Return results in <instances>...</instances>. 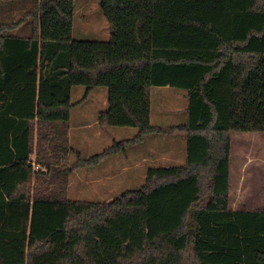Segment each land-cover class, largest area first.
<instances>
[{
  "label": "trees",
  "instance_id": "trees-1",
  "mask_svg": "<svg viewBox=\"0 0 264 264\" xmlns=\"http://www.w3.org/2000/svg\"><path fill=\"white\" fill-rule=\"evenodd\" d=\"M99 7L106 39L74 36L75 0H0V264H264V208L228 205L230 132L264 131V0ZM72 85H104L98 123L136 128L79 163L153 131L155 85L185 90L186 119L170 129L185 134L184 162L149 166L111 200L68 198V167L52 163L69 150Z\"/></svg>",
  "mask_w": 264,
  "mask_h": 264
},
{
  "label": "rangeland",
  "instance_id": "rangeland-1",
  "mask_svg": "<svg viewBox=\"0 0 264 264\" xmlns=\"http://www.w3.org/2000/svg\"><path fill=\"white\" fill-rule=\"evenodd\" d=\"M204 1V0H197ZM76 9L73 17V34L81 38H96L106 39L108 37V23L106 17L99 7V0H75ZM213 19L216 22L218 29L221 32H226L228 29L227 16L216 9L212 12ZM76 86V85H75ZM77 89H81L80 95H71L73 103V112L80 111L81 118L91 120L95 115L97 116L99 109H106L107 107V92L104 85H98L94 88L86 90L84 85H77ZM75 87V88H76ZM159 89L158 92H155ZM151 98V121L156 127V130L163 129L166 124L171 129V126L183 123L186 119V105L187 99L185 90L173 86H152ZM73 123V122H72ZM99 126V124L97 123ZM101 134L93 136L95 127L89 128L91 132L77 140L74 138L70 145V158L76 161L77 152H81L84 156L92 153L102 151L104 147L111 145L114 141L131 137L135 134L136 128L129 126H99ZM160 130V131H161ZM179 138V144L182 150V157L178 162L182 163L184 158V137L183 133L174 132ZM231 145H230V161L231 166V186L230 201L231 207H248V208H264V131H231ZM88 138V139H87ZM164 142V141H163ZM179 145H171L170 148L178 149ZM144 147V143H135L128 145L123 151H117L116 155L111 158L119 159L130 167V175H127L129 182L124 186H80L69 183L67 186L66 196L73 200H111L127 190L139 188L145 180V172L147 171V164L143 165L142 175L138 183H134L140 175L141 167H133L135 160L134 151L136 148ZM164 145L162 146V149ZM179 150V149H178ZM110 159V156L105 158ZM170 164V163H167ZM85 166H81L78 170H85ZM244 177L243 182L240 183L241 177ZM75 180L74 174L69 176V180ZM81 179V177L79 176ZM238 181L239 186H236ZM77 183V182H76ZM237 184V185H238ZM243 186H240V185ZM189 234L193 232V227L189 223L185 229Z\"/></svg>",
  "mask_w": 264,
  "mask_h": 264
},
{
  "label": "crops",
  "instance_id": "crops-1",
  "mask_svg": "<svg viewBox=\"0 0 264 264\" xmlns=\"http://www.w3.org/2000/svg\"><path fill=\"white\" fill-rule=\"evenodd\" d=\"M74 24V23H73ZM77 86V85H76ZM75 85H72L70 87V102L71 101V95L74 94L80 95L81 94V89H77L79 87H76ZM157 86H166V85H157ZM76 87V88H75ZM96 87V86H95ZM94 88V87H92ZM159 89H156L155 92H158ZM152 87L150 90V113H149V118L152 126L154 127L151 117H152V111H151V98H152ZM73 103L69 109V117L67 121V144L69 147V150L66 153H63L60 157H64L65 159H61L58 161V163H52V166H62L65 165L68 167V171L65 175V186H66V192H67V186H69V183L72 184L73 186H80L81 184L86 185V186H125L126 182H129V178H127V175H130L132 172H130V167H127L126 163L122 161V158L119 159V155L116 156V158H111L112 155H116L119 152H114L112 154H109L107 156H104L102 158L96 159L94 162L91 163H85L81 164L78 162V158L76 155V161H72L70 158V149H71V144L73 143V139L75 138L76 140L79 137L83 136V133L85 135H88L87 137L92 138L90 136L91 132L88 130L89 128L95 127V131L92 134L93 136H99L101 134V130L99 126H102L98 123L97 121V116L95 115L92 117L91 120H86L85 117L81 118L82 113L80 111H74L73 112ZM104 110V109H99V111ZM98 115V113H97ZM73 122V123H72ZM99 124V126L97 125ZM177 125V124H176ZM175 126V125H173ZM37 124L34 123V129L32 133V141H33V147L35 148L36 146V128ZM172 127V126H171ZM166 126V124L163 125V129L156 130L157 128L154 127L153 131L150 133H147L143 139L139 142L136 143H144V147L142 148H136L134 151L135 153V160H134V166L133 167H141L140 175L137 177V180L134 181V183H138L140 181L141 175H142V169L143 165L141 163H146L148 166H155V165H180L184 162L185 160V147H186V139H185V134L180 131H174V132H179L183 133L184 137V158L182 163H174L173 162H178L181 157H182V150L181 146L179 144V141L177 138H179L176 134H174L170 129ZM161 130V131H160ZM133 136V135H132ZM231 136V135H230ZM87 138V139H88ZM129 138V137H128ZM164 141V142H163ZM133 143L132 145H134ZM171 145H179L178 149H172L170 148ZM131 145V144H130ZM164 145V148L162 149V146ZM127 147V146H126ZM105 148V147H104ZM103 148V149H104ZM124 152V150H121ZM101 151L97 153H92L88 155H83L81 152H77L81 157L88 158L91 156H94L95 154L100 153ZM50 154V153H49ZM48 154V155H49ZM231 154V153H230ZM110 159L107 160L105 158L109 157ZM59 157V158H60ZM230 161V157H229ZM27 162L31 164L33 170H40L41 172L49 174V169L45 167V165L40 164L39 162L36 161V152L33 151L32 153L29 154ZM170 163V164H167ZM81 166H85V170H78ZM140 166V167H139ZM147 170V169H146ZM75 177V180H69V176L73 175ZM146 174V172H145ZM231 166H229V181H228V186H231ZM81 177V179L79 178ZM146 177V176H145ZM241 179L239 180L240 183L243 182L244 177L240 176ZM56 184L59 183V181H54ZM77 182V183H76ZM144 183V182H143ZM238 181L236 183V186H239ZM240 186H243L242 184ZM229 188V187H228ZM229 207L232 209H236V207H231V201H230V189H229ZM239 208V207H237ZM248 208V207H246Z\"/></svg>",
  "mask_w": 264,
  "mask_h": 264
}]
</instances>
